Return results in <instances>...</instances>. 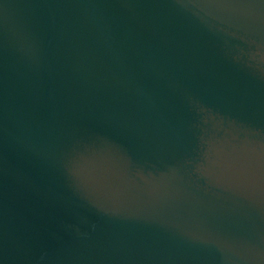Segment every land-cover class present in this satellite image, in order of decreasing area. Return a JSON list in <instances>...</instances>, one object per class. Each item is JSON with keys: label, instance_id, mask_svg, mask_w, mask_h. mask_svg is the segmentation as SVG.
Segmentation results:
<instances>
[{"label": "water", "instance_id": "water-1", "mask_svg": "<svg viewBox=\"0 0 264 264\" xmlns=\"http://www.w3.org/2000/svg\"><path fill=\"white\" fill-rule=\"evenodd\" d=\"M0 264H264V0H0Z\"/></svg>", "mask_w": 264, "mask_h": 264}]
</instances>
